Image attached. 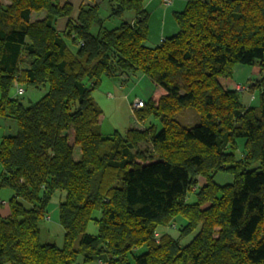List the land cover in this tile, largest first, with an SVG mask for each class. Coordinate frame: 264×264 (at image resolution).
Masks as SVG:
<instances>
[{"label":"trees","instance_id":"1","mask_svg":"<svg viewBox=\"0 0 264 264\" xmlns=\"http://www.w3.org/2000/svg\"><path fill=\"white\" fill-rule=\"evenodd\" d=\"M107 3L62 33L68 0H0V116L16 121L0 142V264H264V0H186L158 45L145 0ZM239 64L262 72L257 105L219 80ZM136 72L165 90L134 111L155 120L105 135L93 91ZM17 84L48 89L25 106ZM188 108L194 125L177 119ZM56 192L61 244L41 239Z\"/></svg>","mask_w":264,"mask_h":264},{"label":"rangeland","instance_id":"2","mask_svg":"<svg viewBox=\"0 0 264 264\" xmlns=\"http://www.w3.org/2000/svg\"><path fill=\"white\" fill-rule=\"evenodd\" d=\"M173 3L169 6H166L163 3V0H145V3L147 2V10L150 13V19L149 22H151L152 32L153 36L151 39L148 38L147 44L148 45H155L153 42L155 39L158 38L160 30H161V23L162 21H166V30L164 31V35H172L173 28L176 26L177 23L175 21L173 11H180L183 10L186 4V0H172ZM167 10V14H166ZM43 11V10H41ZM102 16H105V12H101ZM125 18H128V15H125ZM119 18L113 17L112 19L106 20V26L111 28L114 27V22H119ZM96 27L92 29L93 32L96 31ZM69 43H71V47L74 48L77 47V43H72L70 40V37L67 38ZM79 43V42H78ZM233 76V75H232ZM231 77H219L220 82L222 83V80L232 78ZM131 77H127L125 79H122L126 82L130 80ZM259 79L255 80L258 81ZM153 82V81H152ZM255 82L253 84H255ZM245 83L241 85H237V91L241 95L246 92L250 91L251 89H255V85ZM108 78H104L103 84L95 89L93 91V97L96 100V102L99 104V106L102 109V115H101V131L105 135H111L115 129H117L119 132L124 134L129 128H138L143 129L145 126L149 125L150 122H153L155 119L153 117H150L149 119L145 120L144 122L138 121L137 117L135 116V109L134 103L136 100H148V92H147V86L146 84L140 83L135 86L133 90L128 89L125 91H118L114 88L108 87ZM124 86V85H123ZM22 87L24 89L23 95H18V99L25 105L30 106L32 103L37 101L39 98H41L46 92H47V86L41 85L40 87H33V86H27L23 84H17L12 89V93L16 94V91ZM17 95V94H16ZM156 101V100H155ZM145 103L143 104V106ZM142 106V107H143ZM141 108V107H140ZM138 108V109H140ZM8 117H2L0 116V142L1 138L4 133L13 132L16 130V127L10 126L9 121H7ZM177 119L187 125H194L199 121L198 115L195 113V111L191 108H188L183 113L177 114ZM14 122H16L14 119H11ZM15 129V130H14ZM142 147H147L148 145L142 144ZM81 149L79 146L75 148V157L79 158ZM233 176L229 173H218L215 177L216 181L219 183H227L232 181ZM11 192V190L8 187H3L0 190L1 197H7L8 194ZM62 192H56V194L53 196L49 206H48V212L47 216H58V204L61 198ZM46 220H44L41 223L42 233L43 237L45 235L44 231V223ZM87 231L90 233H97V226L93 221H90L87 227ZM53 237H57V231L55 229L52 230ZM59 238V237H58ZM191 237L186 238L182 240V243H186L190 240ZM60 239V238H59ZM63 239V238H62ZM54 240V238H53ZM51 240V241H53ZM81 264H87L83 261H80ZM88 264H95V263H88Z\"/></svg>","mask_w":264,"mask_h":264},{"label":"crops","instance_id":"3","mask_svg":"<svg viewBox=\"0 0 264 264\" xmlns=\"http://www.w3.org/2000/svg\"><path fill=\"white\" fill-rule=\"evenodd\" d=\"M68 1L71 2L72 6H73V10H72L71 15L65 16V17H59L56 21V27H57L58 31H60L62 33L66 31V26H67V22H68L69 18L72 19L73 21L77 20L81 6L98 5L101 11L106 10V12H107V10H108L107 0H68ZM65 2H66V0H61L62 4ZM145 5L147 8V2L145 3ZM166 14H167V10H166ZM45 15H46V12L44 10L38 11V12H33V18L34 19L43 18V17H45ZM127 15H128L129 19H131V20L133 19V14L129 13ZM150 23L151 22H149V28H150V33H149V37H148L149 39H151L153 36L152 27H151ZM166 25H167L166 21L165 20L162 21L159 36L157 39H155L153 41L155 43V45H158L163 38L168 36V35H164L165 34L164 31L166 30ZM176 29H177V27L175 26L173 28V31L171 34H174ZM68 43H69V41H68ZM69 45L71 46V43H69ZM261 75H262V72L260 71L258 66H248V65L239 64V65L235 66L234 74H233L232 78L225 79L224 81L222 80V84L229 89H237L238 84L243 85V84L248 83V82H249V84H253L255 82V80L261 78ZM125 77H128V78L131 77V78L128 82H126V81L122 80V78H118V77L108 78V85H109L108 87L114 88L115 90H118V91H125L128 89L133 90L137 84L143 83V84H146V86H147L146 90L148 92V99H153V100L157 101L163 94H165V90L162 87L156 85L154 82H152L151 79H149L148 77L143 75L141 72H136V73H133L131 75L124 76L123 79H125ZM241 101L245 106L257 105L258 104V90L257 89H251L250 91L244 92L241 95ZM7 121H9L10 126L16 127V124L13 120L8 119ZM100 125H101V122H100ZM5 134H7V133H4L3 136ZM11 193L12 192H10L7 197H3L4 200L7 201L9 199ZM1 213L3 216H8L9 207L6 203L2 206ZM45 220L46 221L44 223V231L46 233L43 237V233H42V229H41L42 241H44V242L45 241H51L54 238L53 241L57 242L58 244H61L62 240H63L62 238H63V232L64 231H63V229L59 223V216H46ZM178 220L181 221V219H178ZM53 229H55L57 231V235H56L57 237H53V235H52ZM88 263L106 264L105 262L100 261V260L87 262V264ZM5 264H10V263H5ZM72 264H81V262L78 261V262H75Z\"/></svg>","mask_w":264,"mask_h":264},{"label":"built area","instance_id":"4","mask_svg":"<svg viewBox=\"0 0 264 264\" xmlns=\"http://www.w3.org/2000/svg\"><path fill=\"white\" fill-rule=\"evenodd\" d=\"M163 3L166 5V6H169L173 3L172 0H163ZM24 93V89L22 87H20L17 91V94L21 95ZM144 104L143 100L140 99V100H136L135 103H134V108L135 109H138L140 107H142Z\"/></svg>","mask_w":264,"mask_h":264},{"label":"bare ground","instance_id":"5","mask_svg":"<svg viewBox=\"0 0 264 264\" xmlns=\"http://www.w3.org/2000/svg\"><path fill=\"white\" fill-rule=\"evenodd\" d=\"M163 39H164V38H163ZM163 39H162V40H163Z\"/></svg>","mask_w":264,"mask_h":264}]
</instances>
